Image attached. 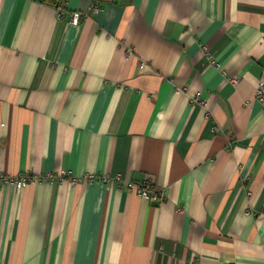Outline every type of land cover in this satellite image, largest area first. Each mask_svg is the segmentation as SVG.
I'll return each instance as SVG.
<instances>
[{"label":"crops","instance_id":"0c3cea01","mask_svg":"<svg viewBox=\"0 0 264 264\" xmlns=\"http://www.w3.org/2000/svg\"><path fill=\"white\" fill-rule=\"evenodd\" d=\"M65 11L0 0V174L97 179L0 183V264H264V0Z\"/></svg>","mask_w":264,"mask_h":264},{"label":"built area","instance_id":"2783aa9c","mask_svg":"<svg viewBox=\"0 0 264 264\" xmlns=\"http://www.w3.org/2000/svg\"><path fill=\"white\" fill-rule=\"evenodd\" d=\"M100 10V7L96 4L91 6L90 12L96 13ZM64 10L62 8L58 9V17L60 19L64 18ZM83 15L81 13H74L70 18V23L73 25H78L81 21ZM235 82V81H234ZM258 99L264 103V83H260V87L258 90ZM191 102L196 105H206L202 100L201 94L197 93L191 98ZM69 178L70 182L75 185L79 183L81 180H86L89 183L94 182L97 177L95 175H89L82 178L74 177L72 173H64L63 175L56 176L54 174H47L43 176H35V175H21L19 177L10 178L0 174V182L6 184L19 183L20 186H26L28 183L34 184L37 182H47V183H57L59 181H63L64 179ZM117 184L120 185L123 189H127L128 191H132L136 193L142 199L150 201L152 203L161 204L165 200V192L162 190L156 189L152 183L145 182L142 185H138L134 182H124L120 176L115 178ZM114 179V180H115ZM108 181V180H106ZM13 185V184H12Z\"/></svg>","mask_w":264,"mask_h":264},{"label":"trees","instance_id":"16d2710c","mask_svg":"<svg viewBox=\"0 0 264 264\" xmlns=\"http://www.w3.org/2000/svg\"><path fill=\"white\" fill-rule=\"evenodd\" d=\"M51 4L53 6H55L57 9L62 8L65 11V7H66V0H50Z\"/></svg>","mask_w":264,"mask_h":264},{"label":"rangeland","instance_id":"374dc122","mask_svg":"<svg viewBox=\"0 0 264 264\" xmlns=\"http://www.w3.org/2000/svg\"><path fill=\"white\" fill-rule=\"evenodd\" d=\"M258 97V96H257ZM259 100V99H258ZM260 101V100H259ZM19 177V176H18ZM0 183H2V182H0ZM15 187H17L18 189H23V188H25L26 186H28L30 183H28L26 186L24 185V186H20V184L19 183H12ZM11 184V185H12Z\"/></svg>","mask_w":264,"mask_h":264}]
</instances>
